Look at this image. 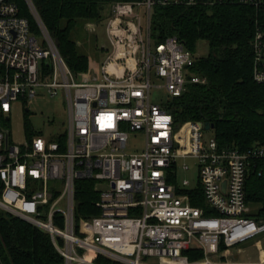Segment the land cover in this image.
<instances>
[{
	"label": "built area",
	"instance_id": "obj_1",
	"mask_svg": "<svg viewBox=\"0 0 264 264\" xmlns=\"http://www.w3.org/2000/svg\"><path fill=\"white\" fill-rule=\"evenodd\" d=\"M26 1L39 37L17 0H0V209L47 232L65 264H234L225 252L264 234L245 195L264 145L220 149L214 136L205 139L203 122L177 127L170 102L206 80L192 71L195 56L178 37L157 41L152 34L156 6L196 0L112 2L110 48L100 68L82 75L68 67L33 0ZM253 50L254 78L264 84L261 29ZM153 74L169 95L162 104L151 100ZM40 90L64 97L68 125L18 145L7 123L13 103L29 106ZM133 135L142 148L131 146ZM189 158L199 167L193 187L178 180ZM81 180L96 182L99 214L78 219ZM199 200L203 205L193 204ZM187 251L203 258L190 260Z\"/></svg>",
	"mask_w": 264,
	"mask_h": 264
},
{
	"label": "trees",
	"instance_id": "obj_2",
	"mask_svg": "<svg viewBox=\"0 0 264 264\" xmlns=\"http://www.w3.org/2000/svg\"><path fill=\"white\" fill-rule=\"evenodd\" d=\"M17 1L36 30L25 2ZM114 1L117 0H33L75 74L82 75L91 68L89 57L78 51L74 33L80 28L104 23L109 5ZM258 29L264 31V0H196L193 5H158L153 9L155 40L176 36L194 56L201 41L209 46L208 54L195 57L192 67L195 75L206 82L189 84L182 96L168 106L177 127L192 121L213 125L211 132L220 149L245 151L264 145V84L254 78L252 44ZM27 130L31 139L35 133L31 128ZM255 163L246 179L245 195L251 207L250 216L264 221V161ZM1 190L0 184V193ZM98 198L96 182L78 181L76 217L99 214L95 207ZM203 203L202 200L193 202L196 206ZM185 254L190 260L203 258L199 252ZM0 263L65 264V261L47 232L0 209Z\"/></svg>",
	"mask_w": 264,
	"mask_h": 264
},
{
	"label": "rangeland",
	"instance_id": "obj_3",
	"mask_svg": "<svg viewBox=\"0 0 264 264\" xmlns=\"http://www.w3.org/2000/svg\"><path fill=\"white\" fill-rule=\"evenodd\" d=\"M23 1L28 8L27 1ZM34 22L35 28L38 29L34 30V32L39 37V26L36 20H34ZM73 38L78 42V51L89 57L90 68H100L101 63L106 56L107 50L110 48V43L106 35V22L100 25L95 24L92 28H80L74 33ZM208 52V43L206 41H201L197 45L195 57H204L208 54ZM162 83L163 81L153 74V84L157 85V87H153L151 90V100L155 104H162L168 100L169 95L165 92V90L163 88H158V86L162 85ZM7 123L11 132V141L18 145L24 143L27 139L30 132V130H27L28 128H31L35 135L43 133L50 134L53 131H65L68 125V110L65 99L64 97H51L45 90H40L38 97L32 101L29 106H27L21 99L14 102L12 113L10 115V121ZM212 136L213 133L211 131H207L205 139L208 140ZM130 144L133 148L140 149L142 148L143 139L140 136L133 135L130 139ZM181 162L187 163L190 169L188 172H180L178 180L182 182L184 179H187L191 183L192 187L197 185L199 167L196 164V161L189 158L185 161L182 160ZM99 187L103 190H107L109 188L106 184ZM257 243H262L264 246V234L231 248L234 256L231 257L230 261L234 260L239 264H252L258 261L259 257L256 249ZM239 249L245 250L249 254L250 258L247 259L243 257V255H239ZM235 262L233 263L236 264Z\"/></svg>",
	"mask_w": 264,
	"mask_h": 264
},
{
	"label": "crops",
	"instance_id": "obj_4",
	"mask_svg": "<svg viewBox=\"0 0 264 264\" xmlns=\"http://www.w3.org/2000/svg\"><path fill=\"white\" fill-rule=\"evenodd\" d=\"M256 249H257V252H258V257H259V259H258V261L254 262V263H252V264H262V263H264V246H263V244H262V243H257V245H256ZM238 253H239V255H243V257H245V258H247V259L250 258L249 254H248L245 250H241V249H239V250H238ZM224 255H225V257H227V259H229V260H231V257L234 256L232 250H230V251H228V252H225ZM224 260H226V259L224 258ZM232 262H235V261L233 260ZM235 263H236V264H239L238 262H235ZM244 263H245V262H244Z\"/></svg>",
	"mask_w": 264,
	"mask_h": 264
},
{
	"label": "water",
	"instance_id": "obj_5",
	"mask_svg": "<svg viewBox=\"0 0 264 264\" xmlns=\"http://www.w3.org/2000/svg\"><path fill=\"white\" fill-rule=\"evenodd\" d=\"M211 129H214V126H213V125H210V124H206V125H205V130H206V131H209V130H211Z\"/></svg>",
	"mask_w": 264,
	"mask_h": 264
}]
</instances>
